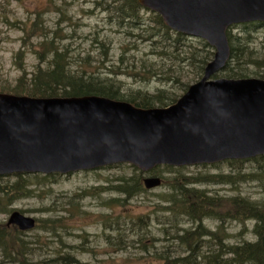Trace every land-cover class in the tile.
Segmentation results:
<instances>
[{
	"label": "rangeland",
	"instance_id": "rangeland-1",
	"mask_svg": "<svg viewBox=\"0 0 264 264\" xmlns=\"http://www.w3.org/2000/svg\"><path fill=\"white\" fill-rule=\"evenodd\" d=\"M125 1L0 0V88L14 87L21 74L28 76L36 70L41 62L39 55L46 52L42 43L54 41L53 47L59 46L70 53L72 69L115 81L119 93L125 97L145 93L155 95L161 89L167 95L175 93L182 97L188 89L185 88L196 84L203 75L198 76L189 62L182 66L165 57L162 50L173 52V48L163 47L170 45L165 38L154 39L158 42L144 40L149 32L159 30L154 22L155 14L140 8L135 12V21L126 18L129 11ZM35 22L39 25L34 26ZM248 31L254 37L251 45L253 58H263L264 24L232 27V32L240 36ZM192 39L184 42L183 49L195 53L196 48L199 56H203L202 45ZM214 51L213 48L212 59ZM245 67L250 78L257 77L253 72L256 66ZM227 72L220 71L214 77H226ZM168 77L178 78L184 85L174 79L167 82ZM235 166L226 161L191 165L181 173L203 178L212 174L227 175L231 183L200 181L196 185L211 195L226 198L240 195L264 202V166L260 167L256 161H247L242 167ZM136 173L139 172L132 165L117 163L94 170L59 174L43 181L42 177L33 174L27 176L33 195L5 204L8 199H3L0 191V229H8L12 245L17 243L15 236L28 242V249L36 261L68 251L83 264H162V255L177 257L182 253L183 248L173 238L179 228L189 229L192 222L182 217L178 221L169 219V213L162 211L166 204L161 202V195L169 192L168 182L178 177L169 170L157 172L164 180L161 186L146 189L124 203H110L112 198H125L112 189L118 177H134ZM17 178L14 174L0 175V188H6L8 197L15 195L12 189ZM14 211L35 218L36 226L23 230L16 223L10 224ZM106 216H109L108 224L115 226L118 223L120 229L117 225L114 230L106 229L103 223ZM138 217H151V224L139 226L132 221ZM49 218L60 220L54 232L48 231V225L43 221ZM254 224L253 220L246 224L230 223L226 229L231 234L227 243L256 240L252 231ZM207 225L214 230L219 224L217 220H208ZM1 247L0 260L13 264L4 255L2 249L5 247Z\"/></svg>",
	"mask_w": 264,
	"mask_h": 264
},
{
	"label": "water",
	"instance_id": "water-1",
	"mask_svg": "<svg viewBox=\"0 0 264 264\" xmlns=\"http://www.w3.org/2000/svg\"><path fill=\"white\" fill-rule=\"evenodd\" d=\"M168 27L215 48L204 76L171 106L107 96L30 97L0 92V175L64 173L127 163L143 171L264 155V79L212 76L231 58L227 30L264 23V0H138ZM162 183L144 178L146 188ZM10 224L36 219L14 211Z\"/></svg>",
	"mask_w": 264,
	"mask_h": 264
},
{
	"label": "trees",
	"instance_id": "trees-1",
	"mask_svg": "<svg viewBox=\"0 0 264 264\" xmlns=\"http://www.w3.org/2000/svg\"><path fill=\"white\" fill-rule=\"evenodd\" d=\"M126 6L128 8L129 13H127V17L133 21H135L136 11L141 7L140 2L138 0H126ZM124 9V7H123ZM155 14V24L159 26V30L155 33H150L148 30L145 32L148 33L147 38L144 40H149L154 42L157 37L161 36L165 38V42L170 41V45L163 47L165 48H173V52L168 53V51H161L165 57L172 58L174 63H179L182 66L190 63L196 69L198 76H202L205 71V67L207 63L212 59L213 55V47L205 42L202 39H197L200 45H202L201 51L205 54L203 56H199L200 53L198 49L195 48L194 52H185L183 49L184 42L190 38L187 34L177 33L173 31L171 28L167 27L163 22L162 16L160 14ZM257 24V22L252 23H243L246 27H252V25ZM39 25L38 22L34 23V26ZM157 26V27H158ZM233 27V26H232ZM232 27H229L228 39L229 44H231V59L227 68L224 71L227 72V78H238L243 79L245 77H250L247 72L246 65L256 66V70H254V74L257 77L264 79V57L263 58H253V50L251 45L253 44L254 37L251 36L252 33L248 31V34L239 35L232 32ZM192 39V40H194ZM158 42V41H156ZM53 42H43L44 50L46 52H42L39 55L40 63L37 66L36 70H34L30 75L26 76V74H21L18 79V84L14 87L4 86L0 88L2 92H11L16 95H27L30 97H68V96H85V95H98V96H107L112 99L129 101L132 102L135 106H140L143 108L156 107L157 104L162 106H168L176 102L179 97L175 95V93L167 95L162 89L155 95L152 94H138L136 96H126L119 93V87L116 86V82L112 81L108 78H101L97 76L95 73H88L83 70H74L71 67L70 62V53L66 50H62L59 46L53 47ZM169 50V49H168ZM198 53V54H197ZM197 54V55H196ZM50 57V58H49ZM46 64V66H43ZM201 78V77H200ZM174 81L180 85H184L178 78L168 77L166 81ZM111 83V84H109ZM1 86V85H0ZM188 87L185 88V90ZM233 165L236 164L235 167H242L245 165L247 161H256L260 164V167L264 166V155L258 156L255 158H246V159H234V160H224ZM261 162V163H260ZM218 164V163H217ZM207 165V164H201ZM132 167L138 171L134 177H118V181L112 187L117 193L123 194L125 196L124 199L120 198H112L109 200L110 203L119 204L120 202L124 203L127 200L135 197V195L141 193L146 190L144 187V175L147 173L149 175H158V171L160 170H169L171 172L176 173L177 178L168 182V186L170 187L169 192L161 195V202L165 203L166 206L162 207V211L169 213V219L176 220V216L178 214H183L190 216L192 219L193 216L202 214L203 212L208 213L214 220L220 222L216 229L212 230L211 228L203 225L202 221L197 220V222H193L192 226L189 229L179 228L177 233H175V239L178 244L183 248L182 251L187 249V253L185 251V256L180 254L177 257H172L171 254L166 256L162 255L163 259L162 264H264V254L253 252L257 246H260L264 243V202L253 201L249 197H243L237 195L236 197L226 198L221 197L218 194L211 195L204 189L193 190L192 193L183 197L180 194H176V186L183 185L188 180L194 181L197 184L200 181L206 183H216V184H224L231 183L229 176L227 175H215L211 176H203L200 177H191L186 176L181 173V170L187 168L186 166H171L164 165L154 168L152 171L144 172L140 171L138 168L132 165ZM61 173H50L47 175L40 176L39 173L33 174L35 176L42 177V181L44 179H48V177H56ZM15 176H18L17 181L13 184L12 192L15 194L13 197H8L7 190L5 187H1L0 191L3 199L7 198L8 202L5 204H11L14 199L25 198L33 195V193L29 190V186L31 184L30 181H27L26 177L32 174L28 173H15ZM264 175V173H263ZM264 179V176L262 177ZM164 184V183H163ZM109 216H106L103 221L106 229L110 228L112 230L115 229L117 225V229H120V225L117 223L115 226L107 223V219ZM232 219L234 221L242 222L246 224L250 220L255 222L252 231L256 236V240L254 241H243L238 242V244H230L227 243V240L231 237V234L227 231V234L223 232L226 229L225 220ZM151 217H138L135 220L137 224L141 227H148L151 223ZM213 220V219H210ZM46 221L48 227L46 229L48 231L54 232L55 225H59L60 220L54 219H43ZM56 222V223H55ZM180 222V221H179ZM169 223V222H167ZM166 223V224H167ZM244 231H246L244 229ZM13 238V235H11ZM9 231L8 229H0V247H5L2 249L4 251V255L8 257L7 261L13 264H70V260L76 262V264H83L75 254H71L68 251H62L55 254L51 258L39 259L38 261L32 262L27 257L28 242L26 243L21 236H15L16 244L12 245L9 240ZM194 246L200 247V250L204 247H208L207 253L203 254V258H194L190 259L187 256L188 253L193 251ZM2 248V247H1Z\"/></svg>",
	"mask_w": 264,
	"mask_h": 264
},
{
	"label": "bare ground",
	"instance_id": "bare-ground-1",
	"mask_svg": "<svg viewBox=\"0 0 264 264\" xmlns=\"http://www.w3.org/2000/svg\"><path fill=\"white\" fill-rule=\"evenodd\" d=\"M193 190H200L199 186H197L194 181L192 180H188L186 181L185 183H183V185H177L176 186V190H175V193L176 194H180L185 197L187 195H189L190 193H192ZM183 218V219H186V221L188 222H197V220H201L203 225H205L206 227H208L207 225V222L208 220L210 219H215L214 217H212L211 215H209L208 213H205L203 212L202 214H200V216L198 215H195L193 216V218L191 219L190 216H187V215H183V214H178L176 216V220L178 221V218ZM235 222L234 220L232 219H227V221L225 220V223H226V229L229 227V224L230 223H233ZM218 223L220 224V222L218 221ZM177 224H179V222H177ZM178 227V226H177ZM209 228V227H208ZM223 230V232L225 234H227V230ZM177 233V232H176ZM207 250H208V247H204L203 249L200 250V247H197V246H194L193 248V251H191L190 253L187 254V256L190 257V259H194V258H199V259H202L203 258V254H206L207 253ZM186 253H187V249H185ZM185 251H182V256H185ZM264 254V243H262L260 246H257L256 249L253 251V252H257V253H262ZM27 257L29 258V260H31L32 262L36 261L35 258H33V256H31V250H28L27 251ZM6 258L8 259V257L6 256ZM9 260V259H8ZM10 261V260H9ZM12 262V261H11ZM70 264H76V262H73L72 260L69 261ZM0 263H5L6 264V260H0ZM16 264H20V263H16ZM246 264H250V263H246Z\"/></svg>",
	"mask_w": 264,
	"mask_h": 264
}]
</instances>
